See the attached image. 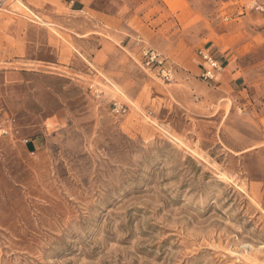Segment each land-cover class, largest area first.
Here are the masks:
<instances>
[{"label": "rangeland", "instance_id": "1", "mask_svg": "<svg viewBox=\"0 0 264 264\" xmlns=\"http://www.w3.org/2000/svg\"><path fill=\"white\" fill-rule=\"evenodd\" d=\"M73 1L0 0V264H264V0Z\"/></svg>", "mask_w": 264, "mask_h": 264}, {"label": "built area", "instance_id": "2", "mask_svg": "<svg viewBox=\"0 0 264 264\" xmlns=\"http://www.w3.org/2000/svg\"><path fill=\"white\" fill-rule=\"evenodd\" d=\"M199 54L201 55L202 59L205 61V65L203 67V72L201 76L203 79H213L216 74L221 70L220 68V63L218 62L217 59L213 58L209 53L200 50ZM144 55L147 56V64H150L152 62H156L158 65L162 64V60L160 59L159 55L156 54L154 51H145ZM163 76L166 79H171L172 78V73L171 71H167L165 69L162 70ZM114 110L117 113H120L124 111L123 106H120L119 104H115Z\"/></svg>", "mask_w": 264, "mask_h": 264}, {"label": "crops", "instance_id": "3", "mask_svg": "<svg viewBox=\"0 0 264 264\" xmlns=\"http://www.w3.org/2000/svg\"><path fill=\"white\" fill-rule=\"evenodd\" d=\"M84 0H77L76 2H72V4H76L78 6L79 3L83 4ZM85 6H83L82 8H78V9H72L73 11H83Z\"/></svg>", "mask_w": 264, "mask_h": 264}]
</instances>
